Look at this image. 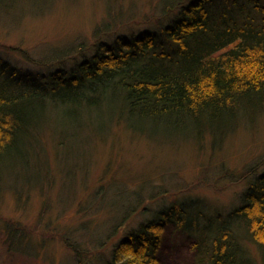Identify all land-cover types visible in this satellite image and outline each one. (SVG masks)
<instances>
[{
  "label": "rangeland",
  "instance_id": "obj_1",
  "mask_svg": "<svg viewBox=\"0 0 264 264\" xmlns=\"http://www.w3.org/2000/svg\"><path fill=\"white\" fill-rule=\"evenodd\" d=\"M175 1L0 0V67L70 70L91 58L103 39L115 44L118 36L153 30L147 16H159L163 4L172 5L164 16L170 23L182 3ZM115 111L100 134L86 125L59 135L60 126L51 123L30 149L27 166L3 172L0 264H110L114 245L154 213L196 200L203 204L200 223L225 218L245 204V191L264 174V108L244 110L221 132L205 127L176 134L133 124ZM235 228L247 258L264 264V248L244 224ZM187 229L165 225L159 264H195L196 235Z\"/></svg>",
  "mask_w": 264,
  "mask_h": 264
},
{
  "label": "trees",
  "instance_id": "obj_2",
  "mask_svg": "<svg viewBox=\"0 0 264 264\" xmlns=\"http://www.w3.org/2000/svg\"><path fill=\"white\" fill-rule=\"evenodd\" d=\"M181 1L170 23L164 16L172 5L163 4L159 16H147L153 30L118 36L115 44L103 39L91 58L70 70L34 74L9 62L0 67V180L10 167L27 166L30 149L53 122L59 135L86 125L100 134L117 110L133 124L161 126L168 134L205 127L221 132L244 110L264 108V17H258L264 0L175 3ZM55 109L59 116L51 114ZM109 109H115L111 115ZM244 196L245 204L229 216L201 223L202 203H173L117 242L109 263L159 264L162 230L172 222L195 231V264H252L235 223L264 248V174Z\"/></svg>",
  "mask_w": 264,
  "mask_h": 264
}]
</instances>
